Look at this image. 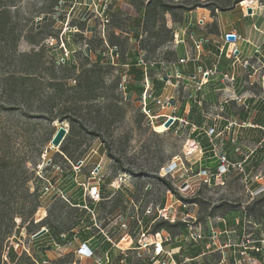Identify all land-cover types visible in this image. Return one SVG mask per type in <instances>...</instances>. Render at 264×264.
Instances as JSON below:
<instances>
[{
	"label": "rangeland",
	"instance_id": "1",
	"mask_svg": "<svg viewBox=\"0 0 264 264\" xmlns=\"http://www.w3.org/2000/svg\"><path fill=\"white\" fill-rule=\"evenodd\" d=\"M3 1L9 6L12 21L19 27L14 29L13 35L0 38V178L7 185L1 205L3 208L6 206L11 191L9 186L13 184L19 185L16 193L19 206L22 202L29 206L35 200L39 204L30 216L28 207L21 206L14 216V231L2 243L1 260L4 264H8L6 249L9 245L18 255H33L32 236L49 225L50 220L65 232L60 224L74 222L73 217H76L59 192L66 195L69 202L73 197H80L82 191L74 179L85 181L99 165L105 182L124 173L136 197L144 193V186L149 183L151 188L146 197L153 206L160 203L179 208L176 222L183 225L159 231L164 235H179L183 247L182 262L192 256L189 250L200 247L208 252L207 247L211 244L208 233L221 232L217 244L222 247L219 251L183 264H218L223 254L225 258L220 264H264V223L258 219L259 213L264 211V142L261 148L256 147L260 141L256 137H249L245 142L237 135V142L242 144L241 151L235 153L234 146L230 145L227 153L231 161H238L253 152L245 162L248 178L231 171L222 184H206L195 176V172L200 167L213 168L208 163L210 159L204 160L208 154H203L189 170L190 162L199 156V144L192 139H202V135L192 133L188 127L180 128L179 124L164 128V118L150 120L141 110L140 93L130 92L129 88L122 91L118 87L123 75L129 78V65H134L138 59L155 63V67L149 68L154 72H158L156 66L160 68L161 64L176 62L183 52L179 39L184 38L186 43L189 41V32L182 36L180 29L191 19H203L206 22L203 29L215 32L217 11L224 12L217 15L216 21L227 27L236 24L246 29L257 18H243L239 10H230L235 6V0L198 2L206 11L198 10L195 15L183 8L190 7L195 0H164L173 6L171 10L161 13L157 9L155 15L146 21L143 9L148 0H106L110 12L104 15H101L98 0H94V5L90 0H60V5L50 14L51 19L42 21L43 16L37 15L45 0ZM242 1L244 6L257 3V13L264 16V0ZM237 6L240 8L239 4ZM46 32L53 35L45 36ZM106 44L117 47L119 66H107L100 57L99 53ZM66 51L69 52L66 62L74 67L64 71L69 77L67 86H73L82 69L94 61L99 60L104 67L103 81L98 79L97 82L100 95L95 100L69 92L54 101H41L40 97H35L29 113L25 106H21V111L4 109L7 104L19 101L18 88L6 78L9 74L26 73L28 61L21 57L22 54L40 52V58H36L41 61L46 74L53 62L58 69L57 62ZM161 85L164 98L172 96L177 102L173 113L179 112V102L186 100L189 94L199 95L200 92L193 84L184 86V89L176 85L174 79L164 84L155 81V93L161 91ZM201 103L205 113L212 111L209 109L211 103ZM40 104L43 108L54 107V112L63 119L48 123L44 117L37 116L34 110ZM151 109L154 114L170 113L161 108ZM213 110L219 113L218 109ZM239 111L236 110L237 113ZM219 125L216 126L218 131ZM60 126L67 129V134L58 148L50 149L48 138H52ZM250 130L258 131V137L262 133L258 129ZM189 135L190 141L187 139ZM220 138L224 143L228 139L225 134ZM63 146L66 152L60 150ZM79 160L83 161V166L77 170ZM26 178L28 191L23 192L22 182ZM228 208H233V211H227ZM40 209L45 210L47 216L38 221ZM241 214L245 216L243 225L238 224ZM170 220L168 215L167 220L158 219L155 223L166 221L171 224ZM154 224L148 226L151 232ZM5 225L4 219L0 232H4ZM199 231L206 238L191 242L188 233ZM253 241L259 242V251L254 250L256 243ZM40 260L48 264L73 262L72 257L66 255L56 260L42 255Z\"/></svg>",
	"mask_w": 264,
	"mask_h": 264
},
{
	"label": "crops",
	"instance_id": "2",
	"mask_svg": "<svg viewBox=\"0 0 264 264\" xmlns=\"http://www.w3.org/2000/svg\"><path fill=\"white\" fill-rule=\"evenodd\" d=\"M243 3H241L242 6H244ZM237 5L238 4L230 8V10H239L243 18H257V20H255L251 24V26L247 27L246 29L244 27L243 29L241 26H237L236 24H232L229 27L219 24L216 21L217 15L221 14L224 11H217V15L215 16V32H212L208 28L203 29V27L206 25V22L203 19H191L185 26L187 27V31L189 32V41L188 43H186L184 42V38L180 39L183 41V52L178 59L185 58L186 56H189L188 54H190L193 57V60H189L185 63L176 65L175 63L177 62V59L176 62L171 65L165 64V69L163 67L164 64H161L160 68L156 66V68H158V72L150 71V67H148L147 69V74L150 77L153 87V94L162 99H166L169 102L171 109L175 110L174 105L176 106L177 102L173 100L172 96H167L164 98V88L162 87V85L160 87L161 91L159 93H155V81H159V83L162 84L173 81L175 79V69L177 68L179 71V80L175 79V84H179V86H183V88L184 86L191 87V84H193L195 89L200 91L199 95L191 96L189 94L186 100L179 102V112L173 114L180 119H183L188 123L195 124L199 127H208L212 125L217 126L218 124H220L218 128L219 131H222V134H225L228 139L225 143L221 138H218L217 141L223 142L224 149H226L227 151L230 145L233 146L232 141L236 140L237 135H239L238 138H240V140H243L245 142L249 137H256L257 140H260L262 138V133L258 137V131L250 130L253 128L244 127L242 126V124L251 123L253 125H260L261 127H264V106L253 96L254 92H256L254 88H246L243 86L244 78L239 68H236L234 70L236 80L233 88H225L224 83L221 81L220 73L225 71L231 72L232 61L228 58L229 52L231 50L237 49L238 58L242 59L253 54L254 46L259 45L264 41V36L261 34V31L262 33H264V16L262 13H257L258 4L255 3V5H245L251 6L254 10L256 9L254 11V14L251 16H244L241 8H239V6ZM198 10L206 11L204 8H199ZM198 10L197 12H194L192 10L189 12L191 14L194 13L195 15L198 14ZM199 20H202L201 26H197L196 24V22H198ZM231 32L239 34L241 38L236 40L235 42L225 44L223 41V36ZM181 34L182 36L186 35V33L184 32H181ZM191 36H193L194 39H204V43L201 46V51L197 54L193 49ZM222 45L224 46V50L221 54H219V50ZM122 65L125 66L127 64ZM214 65H216L218 73L214 76H209L207 78V81L199 86L201 77V74L198 72L199 68H201L202 70H206L208 68H212ZM129 66L132 70H128L130 75L126 88H129L130 92L133 91L140 93L143 72L141 69L135 68V66L132 67L133 65ZM152 67H155V65H153ZM135 72L137 73V75H135ZM192 75H194L193 78ZM219 89H224V92L229 91L232 93L233 91L234 95L243 96L245 99L241 104L235 102H223L220 95L217 94V90ZM201 101L211 103L209 104V109H211L212 111L210 112L209 110V113H205V109L202 108ZM183 103L184 105L182 107L181 104ZM213 109H218L219 113L216 114ZM238 109L240 111L237 113L236 110ZM168 111L170 112V110H167V112ZM232 122H235V126L227 127V124ZM187 127L188 126L181 128ZM193 133L202 135L200 132ZM202 137V139L193 140L196 141V144H199L201 150L205 149L203 154H208V156L204 158L205 160L210 158V154L207 152L208 144L206 142V138L204 137V135H202ZM210 160L211 161H208V163L213 165L212 167H214L216 164L214 159L210 158ZM128 192H135L133 186L128 190ZM128 196L130 195H125V192L119 191L117 195L111 200L99 202L95 205L98 223L102 228H104V232H106L107 236L110 237L112 243L106 241L102 234H95L96 230L92 229V221L84 211L80 210L78 207L71 206L82 204V198L80 194V197H73L71 199L72 201H70L69 203L70 212L71 214H74L76 218L73 217L74 222L71 221L69 224H65L67 226V231L58 232L54 227V224H51L53 220H50L51 225L49 224L45 227L46 232L43 235L32 239L34 243L33 254L37 255L39 259H41V256L44 255L50 260L60 259L65 255L67 257L69 256L70 258L72 257V259L81 258L77 254L74 255V252L81 243L85 242L83 253L91 250L92 256L87 258L82 257L81 262L83 264H99L98 260L101 261L100 264H105L104 262L106 261L108 262L107 264H150V248L144 246L146 238L141 239L139 237L141 231L148 228L150 224L149 218H143L141 229L133 225L132 220L124 216L119 218L118 223L112 222L114 218L125 212V209L128 206ZM171 237L176 238V241L172 242L169 245L170 249L174 253V259L178 263L183 264L185 263L181 260V257L183 256V247L181 246V241H179V235ZM123 238L124 240H121ZM194 252L195 253L192 254H203L199 257V259L202 258V256L210 254L209 251L205 252L200 247L195 248ZM192 258L193 257L186 259Z\"/></svg>",
	"mask_w": 264,
	"mask_h": 264
},
{
	"label": "built area",
	"instance_id": "3",
	"mask_svg": "<svg viewBox=\"0 0 264 264\" xmlns=\"http://www.w3.org/2000/svg\"><path fill=\"white\" fill-rule=\"evenodd\" d=\"M91 3L94 5V0H90ZM175 2H179L180 0H174ZM198 2H202L204 0H196ZM250 1V0H249ZM100 12L101 15H104L105 12H110L107 1L106 0H98ZM243 2V1H242ZM242 2L238 3L240 5L241 11L243 12L244 16H251L254 14V9L251 6H242ZM200 7H196L192 11L197 12V10ZM250 10V12H248ZM197 26H201L202 20H199L196 22ZM182 32H187V27L182 29ZM261 34L264 36V33ZM231 35L234 37V40H228L227 36ZM240 35L236 34L234 32L228 33L223 36V41L225 44H229L231 42H235L236 40L240 39ZM192 39V45L193 49L196 51V54L201 51V46L204 43L203 38L194 39L193 36H191ZM183 41L179 39V43H182ZM224 50V46L222 45L219 54H221ZM69 52H65L64 56L61 58L60 61L57 62V65L64 62V60L67 59ZM100 57L105 60L108 65H117L119 66V53L116 46H108L107 44L105 47L101 50L99 53ZM189 56H186L185 58L178 59L175 63L176 65L185 63L189 60H193V57L188 54ZM229 59H231V72H222L220 73L221 81L224 83L225 88H233L236 80V75L234 70L236 68H239V70L242 72V76L244 78V87L246 88H254L256 92H254L253 96L256 100L260 101L264 106V41L260 43L259 45L254 46V53L250 56H246L242 59L238 58V50L233 49L229 52ZM155 65V63L152 62H144L141 59L136 60L135 64L133 66L137 67L138 69H141L143 72V78L141 80V91L139 94V102L141 106L142 112L150 119V120H159L160 118H164L162 122H166L168 119H172V122L167 129L174 126L175 124H179L181 127H189V130L193 132H200L204 137L206 138V142L208 144V153L210 154V158L214 159L215 166L211 169L210 167H200L195 172V176L198 177L201 181H203L206 184L211 183H223V180L231 171H237L240 174H243L245 178H248V175L246 174L245 169V162L248 159V157L253 153L252 151L238 161H231L229 159V154L227 153V150L224 149L223 142H218L219 136L223 133L222 131H218L216 129V125L208 126V127H199L195 124L188 123L183 119H180L179 117L175 116L173 114L174 109L170 108V104L166 99H162L160 97H157L153 94V87L150 80V77L147 74L148 67H152ZM127 66V65H125ZM165 69V64L163 65ZM198 72L201 74L199 86L202 85L204 82L207 81V78L209 76L216 75L217 67L214 65L212 68H208L206 70H202L199 68ZM165 77V76H163ZM175 79L179 80V71L176 68ZM194 75H192V78ZM162 78V77H160ZM129 78L126 75H123L120 79V82L118 84V87L120 90L124 91L126 90V86L128 84ZM217 94L220 95L221 100L224 102H235L238 104L243 103L244 97L243 96H236L232 93L227 91L224 92V89L217 90ZM151 108H161L162 110H170L169 114L166 113H158L154 114L152 112ZM235 126V122L227 124V127ZM242 126L247 128H253V129H259L262 131V138L257 143L256 147H262V143L264 142V127H261L260 125H253L251 123L242 124ZM188 140L191 139V135L188 136ZM193 140V139H192ZM234 146V152L238 153L241 151L242 144L240 142H237L236 140L232 141ZM199 147V156L198 158L194 159L193 162H190L189 164V170L192 168V164L197 163L201 160L203 152ZM184 155V154H183ZM209 158V159H210ZM83 166V161L79 160L76 169L79 170ZM102 167L99 165L92 173L89 178H87L85 181H77L74 179V183L76 186L80 187L81 189V198H82V204L81 205H71L72 207H78L80 210L84 211L86 215H88L92 221V229L96 230L95 234H102L106 241L112 243L110 237L107 236V233L104 232V228L100 226L97 220V215L95 211V205L99 202L108 201L114 198L119 191L125 192V195H130L127 198L128 206L125 209V212L114 218L112 220L113 223H118L119 218L124 216L130 220H132V224L135 225L137 228H142V220L143 218L147 217L149 218V226L154 224L158 219H166L167 216H171V219L169 222L171 224L176 223V217L179 214V208H172V206H162V204H157L155 206L152 205V202L148 200L147 191L151 188V184L147 183L144 186V193L140 196L136 197L135 192H128V190L132 187V184L129 182L127 175L124 173L117 174L112 178L111 181L105 182V176L104 173L101 172ZM50 188H52V185L48 184ZM60 196L65 200L67 203H70L66 199V195H63L61 192ZM244 219V217H243ZM242 220V225H243ZM123 226V225H122ZM124 227V226H123ZM45 229V228H44ZM46 230V229H45ZM225 232V231H223ZM62 234V233H61ZM63 235V234H62ZM221 232L217 233L216 231L210 232L207 235V238L210 240L211 244L207 247L209 249L210 253H215L219 251L222 247L218 246L219 238H220ZM64 236V235H63ZM139 237L141 239L146 238V242L144 243V246L147 248H150V264H180L174 259V253L170 249L169 245L172 242L176 241L175 237H171L170 235H164L161 234L160 231L151 232L149 228L146 230L141 231L139 234ZM127 238V236H126ZM125 238V239H126ZM188 238L191 240V242H197L198 240H202L206 238L201 234L199 231L198 233H188ZM121 240H124L121 239ZM243 240H241V243ZM85 242L81 243L79 247L74 252V255H79L82 257H90L92 256V251L88 250L86 253L84 251ZM210 247V248H209ZM255 251H259L260 248L253 247ZM245 249V247H244ZM241 254L243 252H240ZM31 256L30 254H28ZM203 255H197L192 259H184L183 262H187L189 260H198L199 257ZM225 254H223V258L220 260V263H223ZM81 258H74L72 264H83L81 262ZM99 264L101 263L100 260H98ZM107 264L108 262H104ZM37 264H48L45 260H42L40 263Z\"/></svg>",
	"mask_w": 264,
	"mask_h": 264
},
{
	"label": "trees",
	"instance_id": "4",
	"mask_svg": "<svg viewBox=\"0 0 264 264\" xmlns=\"http://www.w3.org/2000/svg\"><path fill=\"white\" fill-rule=\"evenodd\" d=\"M196 1V0H195ZM242 0H235V5L238 4ZM60 5V0H45L40 8V12L37 16L42 15L43 20H50V14L54 11L56 7ZM173 6L164 2V0H148L144 9H143V17L146 21L148 17L154 16L157 9L160 10L161 13H165L171 10ZM196 7H202L198 1L193 2L190 7H183L187 10H193ZM13 17L10 13L9 6L5 4L3 0H0V38L5 36H10L14 34V29L19 27L14 21H12ZM47 21V22H48ZM59 31V30H58ZM58 33V32H57ZM56 33V36H57ZM51 32H46L45 36H52ZM40 52H33L30 54H22L21 57L28 61L27 68L25 69L26 73L24 74H9L7 76V81H11L15 87L18 88V103L17 104H7L4 106L5 110H14L19 109L20 111L23 109L21 108L25 106L27 113L30 112L32 101L35 97H40L39 99L42 101L46 99L47 101H54L55 99H61L62 96L66 95L69 92H77L80 95H84V98L87 100H95L100 91V88L97 86L98 79L103 81L101 78L104 73H102V69L104 67L101 65L99 60L94 61L88 67L82 69L80 74L74 79L75 83L73 86H67L66 80L69 78L64 74L66 69H74L71 64H68L66 60L63 63L58 65V69H55L54 62L51 64V68L44 74L42 70V63L38 59L40 58ZM39 57V58H36ZM124 64V62H122ZM107 66H109L107 64ZM68 67V68H67ZM134 67V66H132ZM39 70V72H38ZM132 70V69H130ZM134 72V71H133ZM63 73V74H62ZM135 75L137 73L135 72ZM116 85H114V88ZM16 107V108H15ZM54 107L49 106L48 108H43L40 104L34 113H37V116L44 117L45 120L49 123L54 120H62L63 117L58 116L57 112H54ZM51 140V137L48 138ZM62 152H66L67 149L63 146L60 148ZM164 181V180H163ZM27 178L22 182L23 185V192L28 191V187L26 186ZM165 182V181H164ZM168 184L167 182H165ZM9 200L6 203V206L3 208L1 205L2 198L4 197L5 190L7 185L4 184L2 178H0V227L2 226L3 220H6L5 230L1 233L0 238V264H4L1 260V252L3 250L2 243L5 238H9L12 232L14 231V216L16 213H19L20 206L21 208L28 207L29 211L27 212L32 215L36 208L39 206L38 201L35 200L33 204L27 206L25 203L19 206V196H16V193L19 189V185L13 184L9 186ZM18 199V200H16ZM227 211H233V208H228ZM38 214L41 216L38 217V221H41L47 216L45 210L40 209ZM246 214V213H245ZM241 216L245 217L241 214ZM240 216L239 223L242 224L243 217ZM258 219L260 223H264V211L259 213ZM50 223V221L48 222ZM53 224V223H52ZM182 226L183 224H178L177 222L174 224H168L166 221L157 222L154 224L152 228V232L159 231L163 228L166 230H170L171 228H175L178 226ZM61 229L67 231V226L64 223L60 224ZM54 227L59 232L60 228L54 224ZM1 230V228H0ZM256 243L255 247L259 246V242L253 241ZM190 255L195 253L194 250H189L188 252ZM214 254V253H210ZM198 255V254H197ZM196 254H192L191 257L197 256ZM6 258L8 260V264H37L40 263L42 260L35 254L31 256H26L25 254L21 253L18 255L17 251L14 250L12 245H9L6 249Z\"/></svg>",
	"mask_w": 264,
	"mask_h": 264
},
{
	"label": "water",
	"instance_id": "5",
	"mask_svg": "<svg viewBox=\"0 0 264 264\" xmlns=\"http://www.w3.org/2000/svg\"><path fill=\"white\" fill-rule=\"evenodd\" d=\"M248 12H250V10H248ZM227 39H228V40H234V37L231 36V35H228V36H227ZM171 122H172V119H168V120L164 123V127H166V128L169 127L170 124H171ZM66 134H67V129H66L65 127L60 126V127L56 130V132L54 133V135L52 136V138H51V140H50V149L58 148V147L61 145L63 139H64L65 136H66ZM45 232H46V230H45V229H42V230H40L39 232H37L36 234H34V235L32 236V238H33V239H34V238H37V237L43 235Z\"/></svg>",
	"mask_w": 264,
	"mask_h": 264
},
{
	"label": "bare ground",
	"instance_id": "6",
	"mask_svg": "<svg viewBox=\"0 0 264 264\" xmlns=\"http://www.w3.org/2000/svg\"><path fill=\"white\" fill-rule=\"evenodd\" d=\"M160 126H163V125H160ZM164 127V126H163ZM165 128V127H164Z\"/></svg>",
	"mask_w": 264,
	"mask_h": 264
}]
</instances>
